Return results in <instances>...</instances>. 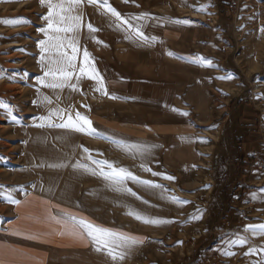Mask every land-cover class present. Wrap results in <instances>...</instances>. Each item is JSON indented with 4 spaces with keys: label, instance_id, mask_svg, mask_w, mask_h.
<instances>
[{
    "label": "rangeland",
    "instance_id": "374dc122",
    "mask_svg": "<svg viewBox=\"0 0 264 264\" xmlns=\"http://www.w3.org/2000/svg\"><path fill=\"white\" fill-rule=\"evenodd\" d=\"M213 2L214 6H207L210 11L205 8L211 26L217 25L215 17L221 15L218 2ZM108 3L122 16L126 12L120 6L129 12L154 7L189 15L187 0ZM46 13L39 0H0V21H21L15 25L0 23V105H7L0 107V223L10 219L16 205L11 201L32 192L58 198L66 195L59 179L74 153L114 150L116 141L107 133L111 127L103 120L115 122L126 117L121 115V107L117 112L109 94L94 91L98 86L94 79L80 76L78 70L71 83H77L79 77L80 91L45 86L52 82L51 76H45L52 57L40 47V41L47 40L40 31L47 28V21L42 19ZM80 13L85 25L90 23L98 31L81 30L78 67L86 49L102 76L106 56L121 48L117 42L123 34L127 37L131 33L122 25L117 28L115 17L98 6L85 3ZM222 16L228 23L231 48L219 54L222 63L211 65L219 71V95L213 96L218 111L215 119H219L192 143L193 163L169 169L158 152L147 153L149 149L143 144L134 148L139 152L140 180L160 185L155 187V219L169 223H139L144 243L132 264H264V233L258 228L255 233L245 230L250 224L264 225V0H228ZM58 110L64 112L63 118L52 116L53 124L66 122L68 114L75 119L79 112L91 121L96 133L52 127L39 119ZM243 117L247 123L239 126L238 119ZM41 124L44 126L39 127ZM242 154L245 160L240 158ZM50 164L66 166L52 168ZM240 239L247 243L240 246Z\"/></svg>",
    "mask_w": 264,
    "mask_h": 264
},
{
    "label": "crops",
    "instance_id": "0c3cea01",
    "mask_svg": "<svg viewBox=\"0 0 264 264\" xmlns=\"http://www.w3.org/2000/svg\"><path fill=\"white\" fill-rule=\"evenodd\" d=\"M116 1L125 4L124 0ZM187 1L189 15L154 7L149 11L137 7L138 10L129 12L120 6L126 12L123 17L150 39L147 43L141 41L133 30L121 24L131 34L127 37L123 34L117 42L121 48L105 59L101 74L108 97H117L109 100L117 112L121 107V115L126 116L115 122L103 120L111 127L107 133L115 139V149L89 151L91 159L84 150L76 151L59 179L66 193L63 197L35 191L21 198L10 219L0 223V264H132L139 255L140 245H136L131 250H121L126 253L124 260L113 261L106 249L97 252V245L86 233L74 235L78 229L63 220L71 215L140 238L141 221L127 213L131 210L155 219V187L131 179H126L123 185H114L99 174L77 171L75 165L86 164L99 173L92 161H108L139 178L140 158L134 148L140 144L149 149V154L158 152L166 168L191 165L195 138L201 136L200 132H208L219 119H215L218 111L213 100V96L219 95L216 75L219 71L197 58L203 57L211 65L222 63L219 54L231 48L228 23L222 18L228 0ZM213 1L218 2L221 15L215 17L217 25L211 26L206 21L209 12L205 8ZM185 20L191 23H175ZM238 122L239 126L247 123L244 117ZM245 148L249 147L245 145ZM240 158L245 160L246 155ZM104 171L111 170L105 166ZM129 188L136 196L125 190ZM54 217L61 222L57 223Z\"/></svg>",
    "mask_w": 264,
    "mask_h": 264
},
{
    "label": "snow or ice",
    "instance_id": "6c2138e0",
    "mask_svg": "<svg viewBox=\"0 0 264 264\" xmlns=\"http://www.w3.org/2000/svg\"><path fill=\"white\" fill-rule=\"evenodd\" d=\"M124 2L127 3L128 0H124ZM39 3L47 8V13L42 17L43 20L47 21V28L40 29V31L44 32L47 36V40L40 41V47L42 53L48 52L52 57V59L50 60V67L47 71H45V76L52 77V82L45 85L46 87L51 89L63 90L67 87L72 91H80L79 77H77V83H71L72 78L76 76L78 70L80 76L86 75L89 79H94L96 81L98 86L94 89V91L100 92L105 96L108 95L104 79L95 69L94 64L91 62L90 54L86 49L83 50L82 66L78 67L77 64V54L81 51V49L78 47V37L81 30L86 27L90 33L98 31V29L94 28L90 23L85 25L83 16L80 13V9L83 4L87 3L90 6H98L102 9H105L106 12L110 13L112 17H115V20L118 22L116 23L117 28H119L121 24L127 25L128 29L133 30L135 35L141 41L147 43V41L150 39L140 28H134L131 20L123 17L120 12H118L114 7H112L110 3H108V0H39ZM200 10L203 11V7ZM135 19H140V17H136ZM20 22V19L0 21V23L12 25L18 24ZM175 23L190 24L191 21H175ZM96 42L102 43L101 41ZM69 49L71 50L70 52L68 51ZM169 55H172V53H169ZM44 59L45 57L42 55L41 61H44ZM197 59H199L202 64L211 66V61H206L203 57H199ZM220 79H231V77H220ZM109 98L115 99L117 97L110 96ZM45 101L47 103H52V101L47 97H45ZM0 107H7V105H0ZM63 115L64 112L58 110L50 113L49 117H40L39 119L42 121L47 120L49 126L52 127L70 129L89 135L96 133V129L93 128L91 121L86 116L81 115L79 112L75 113V119L71 114H68L66 122L59 124L52 123V116H60L61 118H63ZM184 115H187V113H184ZM38 126L43 127L44 125L41 124ZM84 152L88 153L87 158L91 159L89 150L84 149ZM92 163L98 166V168L100 169L99 173H97L95 169H90L86 164L78 163L75 165V169L77 171L82 170L83 172L90 173L92 175L99 174L103 176L105 180H111L114 185H123L126 179H131L150 187H160V185L153 184L151 181L139 180L138 177L134 176L127 169H117L112 163H109L108 161L93 160ZM48 166L52 168H58L65 167L66 165L50 164ZM105 166L111 171L105 172ZM145 170L151 171V169ZM153 175L159 174L153 173ZM165 178L169 180L174 179L171 176H167ZM116 190L119 191L120 188L117 187ZM125 190L131 195L136 196V193L132 192L130 188ZM137 198L139 199L140 197ZM11 203L18 204L19 202L11 201ZM145 203H147V201H145ZM127 215L133 216L136 220H139L144 224L159 226L161 224L169 223V221L165 220L147 218L145 216H142L140 213L131 210L127 213ZM53 219H56L57 223L61 222V219L55 217ZM69 221L72 223V227L74 229H78L73 233L74 235L83 236L86 233L87 236L91 238L92 242L97 245L96 251L100 252L101 250L106 249L108 256H110L113 261H122L125 259L126 253L124 251H121L122 249L131 250L133 246L144 243L143 239L95 225L92 222H89L85 219H78L75 216L67 215V219L63 220L66 225ZM257 228L261 233H264V225L254 226L250 224L245 230L255 233ZM238 243L240 246H243L247 243V241L244 239H240ZM254 251L255 250L253 249L247 254L250 255ZM227 254L228 253H226V255Z\"/></svg>",
    "mask_w": 264,
    "mask_h": 264
},
{
    "label": "built area",
    "instance_id": "2783aa9c",
    "mask_svg": "<svg viewBox=\"0 0 264 264\" xmlns=\"http://www.w3.org/2000/svg\"><path fill=\"white\" fill-rule=\"evenodd\" d=\"M215 2H212V5L214 6ZM207 10L210 11L211 7H207Z\"/></svg>",
    "mask_w": 264,
    "mask_h": 264
}]
</instances>
